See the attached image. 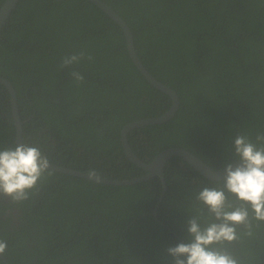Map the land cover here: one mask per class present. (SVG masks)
Listing matches in <instances>:
<instances>
[{
    "label": "trees",
    "instance_id": "obj_1",
    "mask_svg": "<svg viewBox=\"0 0 264 264\" xmlns=\"http://www.w3.org/2000/svg\"><path fill=\"white\" fill-rule=\"evenodd\" d=\"M105 1L129 24L145 66L181 98L173 118L129 133L143 160L180 146L220 169L237 134L255 141L264 132V0ZM81 50L93 59L59 67ZM0 75L17 91L24 143L52 163L115 179L146 174L128 158L122 130L173 100L141 73L124 29L98 5L20 0L0 35ZM16 145L12 95L0 82V150ZM50 171L26 202L0 195L10 264H173L167 250L187 242L197 193L215 186L181 156L166 165V190L158 175L117 185ZM232 250L264 264V223Z\"/></svg>",
    "mask_w": 264,
    "mask_h": 264
},
{
    "label": "clouds",
    "instance_id": "obj_2",
    "mask_svg": "<svg viewBox=\"0 0 264 264\" xmlns=\"http://www.w3.org/2000/svg\"><path fill=\"white\" fill-rule=\"evenodd\" d=\"M92 59L81 50L64 56L59 67ZM70 75L76 83L84 80L78 71ZM233 141V155L224 164L223 179L203 187L195 197L197 211L188 221L187 242L167 250L173 264H244L232 246L244 237H253L254 228L264 223V132L257 133L255 141L243 133ZM51 163L38 146L25 143L0 150V195L14 204L28 201L51 175ZM88 176L97 178L99 173L89 169ZM6 249L7 243L0 240V257L6 256Z\"/></svg>",
    "mask_w": 264,
    "mask_h": 264
},
{
    "label": "water",
    "instance_id": "obj_3",
    "mask_svg": "<svg viewBox=\"0 0 264 264\" xmlns=\"http://www.w3.org/2000/svg\"><path fill=\"white\" fill-rule=\"evenodd\" d=\"M91 2L98 5L101 9H103L111 18H113L116 22H118L122 28L125 31L126 38H127V45L129 53L134 61V63L137 65L138 69L141 71V73L146 77V79L155 87L161 89L165 93L169 94L172 97L173 104L171 108L165 112L162 115L156 116V117H149V118H143L140 120L133 121L131 123H128L122 130V143L124 146V150L128 156V158L135 162L137 165L145 169L147 172L146 174L132 178V179H115V178H108L103 176H98L97 178H90L88 176V172H84L82 170L66 167V166H59L54 163H51L52 170L69 173L72 175L85 177L88 179H92L95 181H99L102 183L107 184H134L137 182H141L143 180H147L150 178H153L155 176H160L163 180L165 190L167 189V181H166V175H165V168L168 163V161L173 156H181L185 160H187L196 170L200 171L203 175L206 177L213 179V180H222L223 179V168L220 169H214L211 165H209L207 162H205L202 158L197 156L192 151L180 147V146H172L169 148L164 149L161 151L151 162H147L143 160L132 148L131 143L129 141V133L136 127H141L149 124H161L164 122H167L171 118H173L177 111L180 108L181 105V98L179 93L173 89L168 84L162 82L159 80L152 72L145 66L141 58L139 57L136 46H135V40H134V34L132 29L130 28L127 21L118 13L117 10H115L108 2L105 0H90ZM20 0H6L0 9V35L1 32L7 23L11 13L13 10L17 7ZM0 82L6 85L9 88V91L12 95V103H13V113L14 118L17 126V144H25L24 138H23V125L24 121L20 115L19 112V105H18V95L17 91L12 84V82L0 75ZM211 170L215 171L218 170V173L213 175L211 173ZM155 213L157 211L155 210ZM5 264H10L8 259L5 257H1Z\"/></svg>",
    "mask_w": 264,
    "mask_h": 264
}]
</instances>
